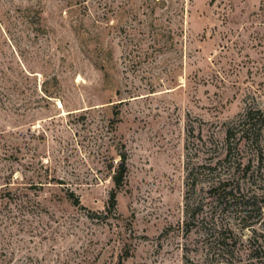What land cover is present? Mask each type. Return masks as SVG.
<instances>
[{
    "label": "rangeland",
    "instance_id": "374dc122",
    "mask_svg": "<svg viewBox=\"0 0 264 264\" xmlns=\"http://www.w3.org/2000/svg\"><path fill=\"white\" fill-rule=\"evenodd\" d=\"M257 106L264 0H0V264H215Z\"/></svg>",
    "mask_w": 264,
    "mask_h": 264
},
{
    "label": "trees",
    "instance_id": "16d2710c",
    "mask_svg": "<svg viewBox=\"0 0 264 264\" xmlns=\"http://www.w3.org/2000/svg\"><path fill=\"white\" fill-rule=\"evenodd\" d=\"M226 142V157L237 152L242 179L244 182L249 180L250 187L244 189L239 184L230 188L231 181L226 180L210 191V196L219 205L234 208L239 223L233 228L231 224L214 222L210 252H213L215 264H264V106L250 107L241 117L237 129L228 131ZM127 172V160L123 157L113 176L114 200L117 190L124 186ZM76 203L80 204L78 198Z\"/></svg>",
    "mask_w": 264,
    "mask_h": 264
}]
</instances>
